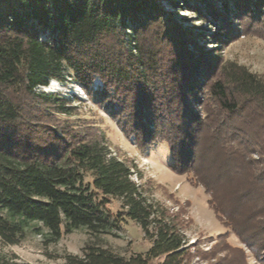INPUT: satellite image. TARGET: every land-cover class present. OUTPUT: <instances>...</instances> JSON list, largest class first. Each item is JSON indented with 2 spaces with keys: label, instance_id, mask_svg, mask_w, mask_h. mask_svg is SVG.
<instances>
[{
  "label": "trees",
  "instance_id": "1",
  "mask_svg": "<svg viewBox=\"0 0 264 264\" xmlns=\"http://www.w3.org/2000/svg\"><path fill=\"white\" fill-rule=\"evenodd\" d=\"M163 1L0 0L3 245L43 229L47 242L80 227L113 234L129 220L150 241L144 253L88 243L64 264H190L194 257L183 210L149 199L132 179L135 166L112 155L98 130L56 117L74 108L40 88L68 77L140 150L166 144L170 166L191 175L222 226L264 264V74L202 43L223 45L263 24L264 0H165L211 24L209 34ZM112 199L120 201L116 213ZM0 264L31 263L0 250Z\"/></svg>",
  "mask_w": 264,
  "mask_h": 264
},
{
  "label": "rangeland",
  "instance_id": "2",
  "mask_svg": "<svg viewBox=\"0 0 264 264\" xmlns=\"http://www.w3.org/2000/svg\"><path fill=\"white\" fill-rule=\"evenodd\" d=\"M163 3L167 5V1ZM166 8L176 13L177 17H183L187 21L185 25L201 26L205 34L212 31L211 24L200 23L192 12H180L169 5ZM212 42L207 37L202 41L206 50L217 46L216 53L223 60L234 61L250 71L264 74V23L240 31L231 42L223 45H214ZM99 86V80L95 79L92 92ZM40 90L65 95L74 112L71 115L58 114L56 117L74 124L85 122L98 130L104 136L112 155L135 166L132 179L143 187L149 199L161 202L173 210H183L187 221L183 233L187 245H193L191 250L194 257L190 264H262L231 230L222 226L207 203L208 195L200 185H196L191 175L177 173L170 166L166 144L157 143L140 150L134 137L124 133L107 108L98 104L96 98L68 77L63 82L52 80L48 87ZM108 208L114 213L118 212L120 201L112 199ZM45 235L43 229L42 234L29 233L17 245H3L0 242V250L15 253L21 261L31 264H64L66 254H80L88 243L124 256L144 253L150 246L149 239L140 227L129 220L121 222L113 234L94 235L80 227L69 234H63L55 242H47ZM222 235L225 237H220Z\"/></svg>",
  "mask_w": 264,
  "mask_h": 264
}]
</instances>
